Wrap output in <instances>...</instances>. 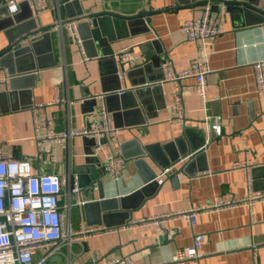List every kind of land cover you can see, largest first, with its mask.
Listing matches in <instances>:
<instances>
[{"label":"crops","instance_id":"1","mask_svg":"<svg viewBox=\"0 0 264 264\" xmlns=\"http://www.w3.org/2000/svg\"><path fill=\"white\" fill-rule=\"evenodd\" d=\"M2 1L5 4L15 2L18 5L17 18L28 19L30 12L25 0ZM47 1L49 9L34 22L37 29L49 30L58 19L78 21V9L83 17L90 14L133 17L144 10L151 11L148 17L150 33L126 36L112 43L111 48L114 55L124 48L133 50L141 59L140 65L134 68L143 67L132 76L134 88L140 90L146 85L141 83V79L148 76L156 78L162 83L163 102H158L159 97L152 93H142V102L135 95L127 97L128 103L133 100L137 107L129 108L127 112L132 113L127 120L120 117L123 126L111 143L112 151L115 155L120 154V145L133 138L141 145H163L183 136L187 148L191 143L202 149L200 161L201 167H205L194 171L191 176L179 174L178 182L163 177L153 195L133 210L131 218L125 219L123 214H118L122 211L113 212L108 221L111 224L108 228L113 230L87 237L82 248L73 245L68 251L61 247L59 254L55 255L61 257L59 264H105L106 257H132L134 264H192L189 261L171 263L169 257L175 250L190 246L195 234L205 237L198 264H264V202L202 213L193 228L180 218H167L157 225L151 222L164 214L204 207L221 197H245L248 176L251 177L253 170L257 181H264V93H256L252 75V64L264 60V31L263 24L257 23L259 19L251 14L249 23L245 24L238 11L224 12L221 15V35L214 40L188 42L180 30L182 22L199 17L206 1L217 7V0H196L194 5L189 0H78V8L72 7L68 12L59 0ZM249 2L264 11V0ZM141 27V23L136 26L137 29ZM44 31L35 35L38 41L31 49L30 57L24 56L21 64L24 69L28 66L35 69L15 74L18 82L11 86L12 90L10 87L7 91L4 89L3 83H7L10 76L0 68V92L5 90L9 93L0 99V150L4 158L30 161L35 172L58 171L76 176L75 168L83 163L91 141L75 137L67 149L56 148L54 163H46L45 155H38L36 149L34 138L42 137L45 128L42 115L37 111L40 127H34V105L53 102L45 104L44 116L52 121L57 132L68 127L81 128L96 119V107L89 112V106L80 102L81 93L89 97L103 93L115 87L114 79L100 76L102 71L97 60L83 62L66 31L49 32L48 40L40 38ZM15 33L0 30V51L9 45L8 38ZM156 37L163 52L154 54L152 60H145L139 45ZM201 49L213 69L207 76V98L202 100L195 94L192 79L182 81L184 117L170 120L167 111L171 99L170 84L163 81L161 63L169 59L174 69H185L199 58ZM103 69L107 72L111 67L104 65ZM119 82L121 89L131 88L126 80ZM54 87L58 88V94ZM58 97L60 102L54 103ZM114 103L110 101V106ZM214 117L221 119V133L215 138L210 134L212 120H208ZM125 122L131 126H124ZM106 150L104 148L97 154L99 162L104 161ZM184 160H177L176 169ZM132 163H126L116 182L103 176L100 191L95 189L96 183L84 186L81 197L92 203L100 199H115L139 189L143 185L142 176L137 174ZM234 163H243L247 168L232 169ZM154 171L157 176L160 174L157 169ZM251 180L252 183L256 181ZM253 186L256 187L255 184ZM90 211L73 207L72 228L77 229L80 222L88 225ZM132 223L135 224L130 225ZM124 225L128 226L120 229ZM164 234L165 240L161 238ZM36 256H39L38 252ZM52 258L47 264H58L51 261Z\"/></svg>","mask_w":264,"mask_h":264},{"label":"built area","instance_id":"2","mask_svg":"<svg viewBox=\"0 0 264 264\" xmlns=\"http://www.w3.org/2000/svg\"><path fill=\"white\" fill-rule=\"evenodd\" d=\"M217 7L210 1H206L201 8L199 17L186 19L181 24V33L188 42L214 40L222 34L221 15L227 2L235 0H224ZM29 9L30 18L35 22L41 13L49 9L47 0H25ZM9 14L18 12V5L10 1L6 3ZM77 19L62 21L56 20L47 32L63 33L66 31L69 38L76 44L82 61L84 57L80 39L76 32ZM262 29L264 31V22ZM34 38V36H31ZM28 39L21 44H26ZM198 59L189 67L176 70L169 59L161 63L164 73L163 81L170 84V103L167 105L170 120H181L184 117L183 109V87L182 81L193 80V91L202 100L207 98V76L213 69L207 61V55L203 49ZM117 65L116 75L120 81L123 80V71L140 65V58L131 48H124L114 55ZM252 75L256 93H264V60L255 61L252 64ZM162 84V83H161ZM58 94V88L54 87ZM120 89L118 93H122ZM104 93H96L89 98L99 101L96 106V119L87 122L81 128L70 127L55 131L51 120L44 116L45 104L34 105L32 111V122L37 129L40 125L36 119V111L42 115V124L45 133L42 137L34 138L36 149L39 154H44L46 163H54L56 159V148L67 149L70 141L75 137L94 139L91 155L98 157V153L104 148L105 159L100 162L99 171L102 176H108L112 181L119 179L120 171L126 166V160L120 154L115 155L111 143L116 139L120 128L114 126L111 114L107 112L103 104ZM60 102L59 97L54 103ZM210 125L211 137H218L221 133L220 117H214ZM103 140V141H102ZM102 141V142H101ZM207 143V142H206ZM181 161V160H180ZM232 169L247 168L243 163H234ZM165 169L157 177L158 185L162 178L171 171ZM252 178L248 176V193L245 197L232 199L221 197L212 201L204 207H196L189 210L164 214L161 218L152 219L153 224H159L167 218H180L190 228L196 224L197 217L202 213L236 208L240 206H252L264 202V190L254 188ZM97 189V187H95ZM82 188L79 186L77 177L65 172L41 170L33 171L30 161L24 159L4 158L0 150V264H47L48 259L59 254L61 247L70 251L73 245L82 248L83 241L90 236L102 235L114 228L104 226H88L79 223L77 229L71 225L72 208H82L87 203L81 197ZM132 223L130 225H134ZM128 225L121 226L120 229ZM204 235L195 234L192 244L185 248L175 250L170 254L169 262L176 263L189 261L198 264L201 257L200 249L204 241ZM39 256H36V253ZM105 264H134L132 257H106Z\"/></svg>","mask_w":264,"mask_h":264},{"label":"water","instance_id":"3","mask_svg":"<svg viewBox=\"0 0 264 264\" xmlns=\"http://www.w3.org/2000/svg\"><path fill=\"white\" fill-rule=\"evenodd\" d=\"M189 1L194 5L196 0ZM216 2L224 3L225 1L217 0ZM59 3L68 12L72 7L78 8L79 2L78 0H59ZM224 11L230 14L234 11H238L243 15L245 24L249 23L251 14L259 19L257 20V23L263 24L264 22V11L253 6L249 0L227 2ZM150 14L151 11L144 10L133 17H123L119 15L112 16L108 14H90L83 17L81 11L79 9L77 10V16L79 19L76 32L80 39L84 57L87 58L88 61H98L99 70L102 71L100 74L101 77L103 76L108 79H114L115 87L103 91V102L107 112L111 114L114 126L118 128L123 126L120 117H124L125 120H127L128 115L132 113L131 111L127 112L129 108L137 107L133 100L131 103H128L127 97L132 98V96L135 95L139 99V102H142V93H152L155 97H159L158 102L163 100L161 81L156 78L154 79L148 76L141 79V83L146 85L140 88V90L134 88L135 83L132 81V76L137 71H142L143 67L131 68L124 71L123 79L128 82L131 88L124 89L122 93H118L121 89V84L116 75L117 65L114 59V51L111 48L112 43H115L126 36L150 33V20L148 18ZM140 23L142 24V27L137 29L136 26ZM30 24H32L31 27H29ZM0 30L5 31L6 33H9L10 31L16 32L13 36L8 38L9 45L0 51V68L5 69L7 73L6 75L10 76L9 81L3 83L4 89L7 91L8 87L12 90L11 86H13L15 82H18V78L15 74L35 69V67L31 68L29 66L24 69L21 65L23 57L26 55L30 57L31 49H34V45L38 41V39H35V35L38 34L39 31L45 30L40 35V38L48 40L50 39V34L47 32V29H37L34 21L30 18V15L28 19H18L16 14H9L8 8L2 0H0ZM31 36H34V38L30 39ZM26 39H28V42L22 45L21 42ZM70 41L74 43L71 39ZM139 50L143 54L144 59L148 61L153 59L154 54L159 55L163 52L160 40L157 37L152 41L139 45ZM104 65L111 67V69L105 72L103 69ZM5 90L4 92H0V99L9 94ZM110 101H115L113 106H110ZM80 102L89 106V112L97 106L96 99H90L89 96L83 92L81 93ZM123 124H125L124 126H131V124H127L126 122ZM88 140L91 141V144L89 145V149L85 151L83 163L75 168L76 177L81 188L96 183L97 189L100 191L103 177L99 171L101 164L96 157L91 155L92 151L90 146L94 143V139ZM202 152V149L195 148L191 143L190 145L188 144L187 148L183 136L176 137L172 141L164 143L163 145L159 143L141 145L135 138L122 143L120 145V155L126 160V162H133L132 164L136 168L137 174L142 176L143 185L139 189H136L127 195L117 196L115 199H100L99 201H94L92 203L87 202L84 204L82 207L84 211H86V209L91 210L89 213V218L91 220H89V223L87 224L108 228L111 226L108 222L110 214L116 211H122L123 213L118 214H123L125 219L131 218L133 210L142 201L147 200L152 196L153 191H156L159 187L156 181L157 175L155 174V169L161 173L165 169L172 168V170L165 175V179L178 182L177 176L179 174L191 176L194 171L205 169V167H201L202 162L200 159L203 158ZM179 158L185 160L176 169L175 166L179 163V161H177ZM194 164L197 165L195 166ZM150 166H152V168ZM251 178L256 180L254 181L255 183H253L256 185L254 188L264 190V181H257L258 177L255 176L254 170L251 172ZM165 237L164 234L161 238L165 240ZM54 260L59 264L61 262V257L55 256L51 261Z\"/></svg>","mask_w":264,"mask_h":264},{"label":"rangeland","instance_id":"4","mask_svg":"<svg viewBox=\"0 0 264 264\" xmlns=\"http://www.w3.org/2000/svg\"><path fill=\"white\" fill-rule=\"evenodd\" d=\"M73 218V217H72Z\"/></svg>","mask_w":264,"mask_h":264}]
</instances>
